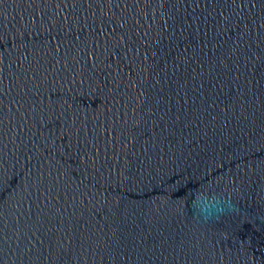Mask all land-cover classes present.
<instances>
[{"label":"water","instance_id":"obj_1","mask_svg":"<svg viewBox=\"0 0 264 264\" xmlns=\"http://www.w3.org/2000/svg\"><path fill=\"white\" fill-rule=\"evenodd\" d=\"M0 264H264V0H0Z\"/></svg>","mask_w":264,"mask_h":264},{"label":"clouds","instance_id":"obj_2","mask_svg":"<svg viewBox=\"0 0 264 264\" xmlns=\"http://www.w3.org/2000/svg\"><path fill=\"white\" fill-rule=\"evenodd\" d=\"M193 206L198 209L197 211H193V215L200 219L212 218L231 207L224 199L223 201H217L205 196H197L195 200L190 203V207L193 208Z\"/></svg>","mask_w":264,"mask_h":264}]
</instances>
